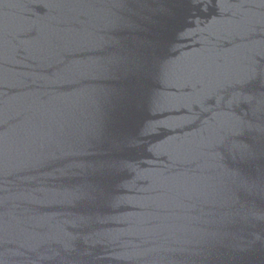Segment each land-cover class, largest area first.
I'll use <instances>...</instances> for the list:
<instances>
[{
  "label": "water",
  "instance_id": "1",
  "mask_svg": "<svg viewBox=\"0 0 264 264\" xmlns=\"http://www.w3.org/2000/svg\"><path fill=\"white\" fill-rule=\"evenodd\" d=\"M0 264H264V0H0Z\"/></svg>",
  "mask_w": 264,
  "mask_h": 264
}]
</instances>
